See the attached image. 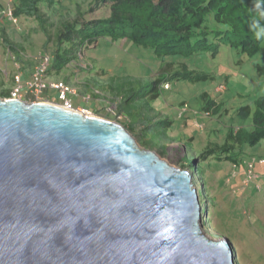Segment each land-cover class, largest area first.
<instances>
[{"label":"water","instance_id":"1","mask_svg":"<svg viewBox=\"0 0 264 264\" xmlns=\"http://www.w3.org/2000/svg\"><path fill=\"white\" fill-rule=\"evenodd\" d=\"M192 176L122 125L0 99V264H235Z\"/></svg>","mask_w":264,"mask_h":264},{"label":"rangeland","instance_id":"2","mask_svg":"<svg viewBox=\"0 0 264 264\" xmlns=\"http://www.w3.org/2000/svg\"><path fill=\"white\" fill-rule=\"evenodd\" d=\"M0 1L3 6L7 5L6 0ZM89 2L58 0L53 9L42 6V12L49 18L48 23L54 24L49 34H55L61 20L76 17L77 7L81 12L86 11ZM108 16L106 6L85 18ZM0 22V29L4 28L6 38L16 46L18 54L16 56L8 50L0 36L1 93L11 91L14 62L20 65L22 77L27 80L39 56H53L55 45L54 37L47 43L35 20L20 18L17 24H13L1 18ZM83 54L82 58L65 67L58 62L62 69L58 76L53 77L56 81L69 80L68 85L76 89V95L68 96L72 107L83 115L135 128L133 137L138 146L155 153L166 147L165 154L160 157L174 168L184 165V156L191 162L209 143L221 145L227 127L243 125L235 111L264 94V76L259 75L256 69V65L264 67V40L253 57L240 54L226 45L219 46L215 56L211 52H202L188 58L167 57L165 61L181 62L189 70L212 75L213 80L196 83L170 81L169 89L162 88L159 97L153 101H148L147 97L132 100L130 97L148 91L159 74L162 61L150 50L122 40L112 43L108 38H101ZM52 67L53 61L50 69ZM203 92L208 98L222 103L226 111L220 117L204 116L200 98ZM44 95L49 99L43 96L40 101L63 106L54 91H46ZM0 99H4L1 94ZM182 103L186 104L184 112L178 111ZM158 121H170L171 124L169 127L155 125ZM141 128L143 131L138 137ZM263 145L264 140L254 147H244L242 152L247 158L255 157L258 161L260 157L264 158ZM200 165L201 175L192 171L191 176L193 187L203 189L200 196L202 219L206 220L203 231L212 239L230 242L235 264H264V165L255 163L257 175L254 176L258 177L247 187L243 186L245 175L242 167L235 169L230 163L216 160Z\"/></svg>","mask_w":264,"mask_h":264},{"label":"trees","instance_id":"3","mask_svg":"<svg viewBox=\"0 0 264 264\" xmlns=\"http://www.w3.org/2000/svg\"><path fill=\"white\" fill-rule=\"evenodd\" d=\"M57 1L12 0L13 19L35 20L47 43L54 37L53 56L47 54L50 64L53 61V67L50 69L49 65L47 76L50 79L58 76L63 66L82 58L83 52L96 44L98 39L108 38L112 43L122 40L126 44L150 50L162 61L159 74L149 85L148 91L141 95H131V100L145 97L148 101L156 100L162 88H169L170 81L196 83L213 80L212 75L189 70L188 66L181 62L165 61L167 57L188 58L202 52H211V55L215 56L221 45L253 57L259 52L264 40V0H90L86 11L81 12L77 7L76 17L61 20L55 34L51 36L49 30L53 29L54 24L48 23L49 18L42 12L41 7L53 9ZM106 6L109 9L108 17L85 18L86 15ZM0 32L4 46L18 56L15 52L16 46L6 38L4 28L0 29ZM58 62L62 67H59ZM256 69L259 75L264 76V67L256 65ZM14 72L13 69V74ZM62 82L68 85L70 81ZM9 93L10 91H2L0 94L2 98L8 99ZM200 98L203 101L204 116L218 118L226 111L222 103L208 98L206 92H203ZM29 100L32 101L30 98ZM185 106L186 104L182 103L178 111H182ZM183 115L184 113L181 117ZM235 116L243 122L242 126L230 125L221 145L207 144L191 162L184 156V165L179 168H188L190 173L193 171L200 174V164L208 160L230 163L235 169L243 168V186L249 165L252 164L250 169L253 174H257L254 165L256 162L260 164L261 157L252 162V158H247L242 151L244 147H254L264 140V94L252 103L239 107ZM170 124V121L155 123L162 127H169ZM121 125L133 135L135 128ZM142 131V128L139 129L138 137ZM165 150L166 147H163L157 153L162 157ZM253 180L255 179L248 184ZM196 190L202 205L200 196L203 189Z\"/></svg>","mask_w":264,"mask_h":264},{"label":"built area","instance_id":"4","mask_svg":"<svg viewBox=\"0 0 264 264\" xmlns=\"http://www.w3.org/2000/svg\"><path fill=\"white\" fill-rule=\"evenodd\" d=\"M12 0H9L11 2ZM0 16L8 17L13 23H16V19L12 18L11 9L0 11ZM50 65V58L47 55H40L37 59L36 65L29 77V79L24 80L21 74L20 65H16L14 62V74L12 79V88L10 91V98L15 100H23L32 102H39L46 91H54L57 94V99L63 102V108L67 110H75L72 107V103L68 99L69 95H76L73 88L66 85L65 83L58 81L52 82L47 77V70ZM167 86H165V89ZM26 98L28 100H26ZM88 101V100H87ZM183 109L181 112H184ZM180 116V114H179ZM260 164H264V161H259ZM251 165L248 167L247 176L244 181L245 185L255 179L253 172L251 171Z\"/></svg>","mask_w":264,"mask_h":264},{"label":"clouds","instance_id":"5","mask_svg":"<svg viewBox=\"0 0 264 264\" xmlns=\"http://www.w3.org/2000/svg\"><path fill=\"white\" fill-rule=\"evenodd\" d=\"M8 8H10L11 9V13H12V1L11 2H9V0H7V5L5 6V7H2V8H0V11H3V10H7ZM5 19V20H8V21H10V22H12L11 20H9L8 19V17H3V16H0V19ZM13 18V17H12ZM17 20H16V23H13V24H17ZM0 24H1V22H0ZM48 77V79L50 80V81H52V82H58V81H56V80H52V79H50L49 78V76H47ZM62 82V81H61ZM71 87V86H70ZM72 88V87H71ZM165 88V87H164ZM74 89V88H73ZM169 88L167 87L165 90H168ZM75 90V92H76V89H74ZM10 91V90H9ZM76 94H77V92H76ZM47 99H49L48 97H46ZM8 99H11L10 97L8 98ZM23 101V100H22ZM25 102H27V101H25ZM39 102H42V101H39ZM39 102H27V103H39ZM48 102V101H47ZM60 106V105H59ZM62 107V106H61ZM261 160L260 161H264V158H260ZM255 157H252V159H251V161L252 162H255ZM261 165H264V164H261ZM187 171H189V170H187ZM189 173H190V171H189ZM190 174H192V173H190ZM257 175V174H256ZM258 177V176H257ZM257 177L255 178V179H257ZM258 186H256V189L258 190ZM202 212V211H201ZM202 221H203V219H202ZM233 262H234V257H233Z\"/></svg>","mask_w":264,"mask_h":264},{"label":"crops","instance_id":"6","mask_svg":"<svg viewBox=\"0 0 264 264\" xmlns=\"http://www.w3.org/2000/svg\"><path fill=\"white\" fill-rule=\"evenodd\" d=\"M1 2V1H0ZM7 2V0H6ZM5 6V5H4ZM3 4L0 3V8L4 7ZM52 80H54V78H51ZM58 81H62V80H58Z\"/></svg>","mask_w":264,"mask_h":264},{"label":"bare ground","instance_id":"7","mask_svg":"<svg viewBox=\"0 0 264 264\" xmlns=\"http://www.w3.org/2000/svg\"><path fill=\"white\" fill-rule=\"evenodd\" d=\"M76 111H77V110H76ZM77 112H81V111L78 110Z\"/></svg>","mask_w":264,"mask_h":264}]
</instances>
